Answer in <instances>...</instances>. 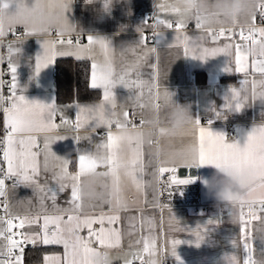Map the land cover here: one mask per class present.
<instances>
[{
	"label": "snow or ice",
	"instance_id": "6c2138e0",
	"mask_svg": "<svg viewBox=\"0 0 264 264\" xmlns=\"http://www.w3.org/2000/svg\"><path fill=\"white\" fill-rule=\"evenodd\" d=\"M92 0H89L91 3ZM71 0H60L58 3L42 4L36 0L29 6L28 0H0V36L5 35L6 31L14 30L16 25H22L25 29L23 35H32L39 32L50 31V25L58 16H66L70 8ZM111 0H105V8H108ZM181 0H168L160 4L161 11H167L176 16L175 27L171 20L156 18L155 25H148L153 29V40L159 44L165 40L162 31L157 29L163 26L167 29H173L176 33L174 40L182 44L185 56L199 60H207L209 57H216L223 54L232 59L236 65V71L247 73L249 56L242 51L249 44L258 43L264 40V28H257L252 24L247 34L243 28L239 31L240 41L243 43L231 42V37L226 33L234 31V27H221L218 32L213 34L211 28L206 27L203 23H196L198 29H202L205 35L197 38L193 44L191 38L182 33L186 26L185 9L181 6ZM58 9L56 16L53 15L52 9ZM261 17H264V0L258 5ZM14 9V10H13ZM250 21L256 20V13L253 12L249 17ZM75 28L58 33V39L55 41H46L43 44L44 52L37 57L36 73L53 63V58L57 55L59 44L70 46L69 51H63L61 55H75L77 59L85 57L91 59V87L93 89L103 90V101L94 105H76L78 109L75 119H68L61 115V122L57 124L55 118L58 110L54 103H42L39 101H29L24 95H17V66L12 62L13 51L19 53L20 49H13L9 44V68L12 74V94L8 98L9 105L4 107V100L0 94V108L6 114V134L3 140H0V149H2L3 161L6 163V169L0 167V197L7 196L6 180H12V187L31 188L34 193L39 195L40 211L35 215L20 216L11 211L8 201H0V207L4 210V215H0V264H22L24 253L23 245L26 243H35L30 238V234L23 230L32 225L40 224V214L43 215V223L40 228L43 232V243L45 244H63L65 250L64 264H95L93 257L104 252L103 249L118 247L121 242V232L117 228L105 227V221L109 225L116 223L120 217L118 215L99 216H82L78 210L80 208V183L85 175H97L110 181V191L108 196L102 201L109 204L110 211L118 212L126 209L127 204L120 195L121 177H128L135 185L138 191L144 187L143 174L145 171L143 143L135 139L127 138V147H125V137L120 133V129L128 125V112L121 106L120 119L117 113V94L114 91L118 86L127 89L134 98L136 106L143 108L145 104L141 103L145 96V90L148 94V102L153 107L159 105L154 101L159 98L160 93L156 91V85L152 79L143 80L141 78V68L147 62L150 53H155V47H148V37L144 35V28L140 26L137 31L140 33V39L127 49L132 53L133 58L126 61L124 66L117 71L114 65V50L109 38L100 35H88L87 43L81 44L80 32H77L75 42L71 38L66 41L63 39L66 32L75 31ZM225 38L222 45L219 44L221 38ZM209 39L217 46L203 47L199 41ZM17 42L20 39L17 38ZM171 46V45H169ZM139 50V51H138ZM254 70L260 73V79L249 81L245 79L242 83L251 86V99L255 100L256 88L259 85L264 91V60L253 59ZM152 67H155L153 65ZM226 71H230L227 67ZM135 77V78H133ZM3 81L0 80V85ZM167 97V93H165ZM249 94L245 88L232 87L226 96V108L240 111L245 107L249 100ZM110 108L115 119L105 117V108ZM217 118H223L222 113H216ZM94 126H91L93 125ZM118 131L113 132L112 127ZM211 123V122H209ZM91 126V127H90ZM105 127L107 129L106 137L103 142L96 146L95 151L85 152L78 156V171L69 172L70 161L66 158L57 156L51 148V145L57 140L65 139L61 135V129H70L76 135L77 141L90 138L97 128ZM135 128V125H133ZM81 129H85V135L79 134ZM164 132V130H161ZM42 134V136H41ZM189 137L187 146L174 153L169 159L163 162L164 166H159L153 173L156 181L154 193L160 194V176L164 173H170V178L165 182L167 187L173 185H188L195 182L194 177L179 178L176 173L180 166L183 167H202L212 165L215 167H229L241 170H254L264 176V125L253 127L247 134L246 142L241 146L240 142H229L223 133H215L210 127L201 125L199 119H192L190 127L180 133ZM42 139V144H41ZM168 165H171L170 167ZM51 172V176L45 175L41 180V173ZM55 181V184H50ZM70 190V209L57 207V199L60 193ZM171 195V193H169ZM182 194V193H181ZM51 201L50 207L52 213H48L46 201ZM30 203V201H29ZM244 205H241L239 220V236L233 241L234 248H240L242 244L246 257L242 264H264V260L257 261L253 258L254 247L251 243L252 233L250 229L253 220L260 221L264 224V217L257 214L256 208L248 207L247 213L244 211ZM258 211L264 213V202L258 206ZM246 216L248 217L246 219ZM7 217V218H6ZM66 217V218H65ZM219 223V221H208V224ZM153 221L149 220L148 225L151 227ZM94 225H99L98 228ZM54 226V227H50ZM87 230V235L82 236L80 233ZM264 231V229H261ZM208 228H204V233L199 229L196 230V244L199 246L205 239ZM40 233L37 232L36 235ZM157 238L149 235L143 238V247L141 251L135 253L141 264H157L152 259L157 251ZM181 240H173L171 245V254L177 260H180L177 252V245L183 243ZM97 245L98 247H93ZM262 252H264V242H262ZM19 253V254H17ZM148 256L147 260L143 255ZM53 264H60V257H49ZM229 264H241L236 255H232ZM125 264H133L131 260H126Z\"/></svg>",
	"mask_w": 264,
	"mask_h": 264
},
{
	"label": "crops",
	"instance_id": "0c3cea01",
	"mask_svg": "<svg viewBox=\"0 0 264 264\" xmlns=\"http://www.w3.org/2000/svg\"><path fill=\"white\" fill-rule=\"evenodd\" d=\"M16 2H19V0H16ZM35 2L36 0H28L29 6ZM40 2L47 5L49 3H58L60 0H40ZM165 2L166 0H111L110 6L105 8V0H92L91 3H85V0H74L66 15L70 22L75 25L76 30L72 31L70 35L66 32L63 39L66 41L71 38L75 42L77 32L81 33V44L87 43L88 35H100L109 38L114 50V65L119 72L125 62L133 58L132 53L125 49L140 39V33L137 28L143 26L144 35L151 37V39L147 40V46L155 47L156 52L150 53L147 62L142 66L141 78L154 81L156 91L160 93L159 98L154 103L158 104L159 107L155 108L148 102L147 90H145V96L141 100L145 107L140 108L134 104V98L131 93L122 86H118L114 91L117 94V113L119 118L123 119L121 106L127 112L129 109L134 108L143 116V128L150 127V121L154 114H159L162 120L161 126L165 127L167 104L174 98L178 103L190 107L193 120L199 119L202 126H209L215 133H223L226 136V126L228 124L232 125L235 137L228 139V141H238L243 146L246 142L247 134L251 132L253 127L264 125V106L251 99V86L242 83L245 79L249 81L253 79L258 81L260 79V73L254 70L252 58L250 57L248 60V72L242 73L236 71L234 60L229 64V60L232 58L223 54L209 57L207 60L191 58V53L189 56H185L182 44H178L174 40L175 31L163 26L157 30L163 32L165 40L159 44L155 43L152 36L153 29L148 27V25H155L157 17L171 20L175 27L176 16L170 12L161 11L159 7L160 4ZM168 2L170 3L171 0H168ZM52 12L56 16L58 9L53 8ZM255 13V21H250L248 18L243 26H231L234 27V31L226 33L227 36L231 37V42L243 43L239 38L241 28L245 31L252 24L257 28H264V18L259 19L258 8ZM58 18L57 16L53 24ZM221 27L223 26L218 24L215 27L208 28H211L214 34V30ZM223 28L227 29L230 27ZM181 31L191 38L193 44L197 42L199 36L205 35L202 29L196 27L194 20H187L186 26ZM58 33L59 31L52 27L48 32H39L27 36L8 37L7 31L5 35L0 36V80L3 81V84L0 85V94L5 98L4 107L9 105L8 98L12 94V74L9 68L10 43L13 49H20L19 53L15 51L12 53V62L17 66L18 87L16 94L24 95L29 101L54 103L58 110H62V113L60 111L57 112L55 118L57 124L61 122V115L74 120L78 111L75 107L76 105H94L103 101V90L97 89L101 91V96L96 100L71 103L57 102L55 93V62L59 58L77 59L75 55L59 54L60 52L71 50L67 44L58 43L56 45L57 55L53 58V63L41 70L39 74L36 73L37 57L44 52V42L57 40ZM17 38L20 39L19 43ZM224 42H226L225 38L222 37L219 44L222 45ZM199 43L203 47L217 46L209 39L199 41ZM5 46L6 57H3V48ZM244 49L242 48V51ZM78 60H87L90 65L92 63L91 59L87 57ZM153 65L155 67H152ZM227 67L230 68V71L225 70ZM89 83L91 86V71ZM232 87L245 88L249 94V100L240 111L225 107L227 104L226 96ZM260 90L258 85L256 91ZM165 93H167V97ZM217 112L222 113L223 118H217ZM205 118H209L211 123L205 122ZM91 126H94V123ZM127 127L133 129L129 124ZM4 131L6 132V114L3 108H0V134ZM59 131L66 138L53 143L51 145L52 151L57 156L68 159L70 161L69 172L76 173L78 171V156L85 152L95 151L96 146L102 143L104 137H106L107 129L105 127L97 128L90 138H82L80 141L74 138L76 134L70 129H61ZM112 131H118L115 123H113ZM180 133L162 137L157 129H153L151 144H143L145 163L143 190L138 191L128 177H121L120 195L127 204L126 209L112 212L110 211L111 206L102 201L80 205L78 212L82 216L104 214L106 216L118 215L120 217L112 225L105 221V227L117 228L121 232V242L118 247L103 249L110 252L112 264H125L126 260H131L133 264H141V260L134 258V254L141 251L143 238H147L149 235L157 238V251L152 257V259L157 261V264H229L228 258L232 255H236L242 264L243 259L246 257L242 244L240 248L233 247V241L239 236V225L232 223L228 210L225 214L221 213L222 208H218L216 202L206 195L203 178L210 177L215 172L214 166L198 167L197 176H180L178 171L176 173L181 179L188 177L198 178L195 180L200 182L202 199L210 203V208L207 211L197 212L185 206L160 207L159 196L154 193L156 181L153 173L156 172L158 165L164 166L163 162L166 159H169L174 153L187 146L189 137ZM79 134L83 137L85 129H81ZM40 142L42 144V139ZM168 166L170 167L171 165ZM45 175L51 176V172L47 174L42 172V181ZM50 184L54 185L55 181H50ZM108 191H110V181ZM7 199L11 211L20 216H33L37 211H40L39 195L34 193L31 188L23 186L13 188L12 185H9L7 186ZM69 199L70 190L60 193L57 199V207L70 209ZM50 205L51 201H46L49 214L52 213ZM44 214L43 212L40 214V224L43 223ZM257 214L264 217V213L257 211ZM149 220L153 221L151 227L148 225ZM210 220H218L219 223L208 224ZM40 224L32 225L31 227L26 226V232L30 234V238L35 240V243H27V246L51 248V250L40 255L38 260H33V258L27 260L24 251L22 264H53L48 258L57 256L60 257V264H64L65 250L63 244L43 243V232ZM94 227L98 228L99 225H94ZM205 227L208 228V232L205 234L204 241L197 246L194 233L197 229L204 233ZM249 227L252 233L251 243L254 247L253 258L257 261L264 260V252H262V242L260 240V236L264 234V231H261V229H264V224L253 220ZM37 232L40 234L36 235ZM80 234L86 236L87 230L81 231ZM173 240L184 241L177 245L180 260H177L171 254ZM93 247L98 246L93 245ZM143 259L147 260L148 256L144 254Z\"/></svg>",
	"mask_w": 264,
	"mask_h": 264
},
{
	"label": "clouds",
	"instance_id": "9594fccd",
	"mask_svg": "<svg viewBox=\"0 0 264 264\" xmlns=\"http://www.w3.org/2000/svg\"><path fill=\"white\" fill-rule=\"evenodd\" d=\"M67 2V0H65ZM74 0H71V5ZM262 0H181L180 6L185 9V19L203 23L206 27H215L218 24L223 27L243 26L248 17L257 10ZM89 3V0H85ZM68 31L75 28L68 16H59L50 28ZM46 42V41H45ZM244 52L253 59L264 60V40L249 44ZM255 101L264 106V91L255 94ZM105 117L114 119V112L106 107ZM192 114L188 105H183L174 100L167 104L166 126L162 127L159 114H154L150 121V127L133 128L125 127L120 133L127 138L131 137L137 142L151 144L153 129H157L162 137L173 136L190 127ZM164 130L162 132L161 130ZM215 167V166H214ZM206 195L216 202L218 208L227 209L232 223L239 220L241 205L247 207L259 206L264 202V176L254 170H241L229 167H215V172L203 178ZM109 181L97 175H85L80 183V204L103 201L109 194ZM264 242V234L260 236ZM95 264H112L109 251H104L93 257ZM259 264V262H258Z\"/></svg>",
	"mask_w": 264,
	"mask_h": 264
},
{
	"label": "built area",
	"instance_id": "2783aa9c",
	"mask_svg": "<svg viewBox=\"0 0 264 264\" xmlns=\"http://www.w3.org/2000/svg\"><path fill=\"white\" fill-rule=\"evenodd\" d=\"M152 16V15H150ZM264 17H261L259 15V19H263ZM220 28H217L214 30L215 32H218ZM248 28H246L245 33L248 32ZM25 32V29L22 25H16L14 30L7 31L8 37H20L23 36V33ZM148 39H151L150 36H148ZM6 46L3 48V57H6ZM211 120L209 118H205V122H210ZM128 124L130 127H133L135 125V128H142L144 125V120L142 114L137 111L134 108L129 109L128 111ZM5 131L0 134V140H3L5 136ZM235 137V131L232 125L228 124L226 126V138L227 139H233ZM0 167H3L6 169V163L3 161V155H2V149H0ZM170 173H164L162 176H160V194H159V202L160 207H172V206H185L188 208H191L194 211L197 212H203L207 211L210 208V203H207L202 199L201 194V185L198 180H195L194 183L188 184V185H173L171 187H167L165 185V182L170 178ZM0 176H2V173H0ZM12 180H6L5 184L6 186L12 185ZM171 193V195L169 194ZM182 193V194H181ZM7 200L6 197H0V201ZM245 213L248 211V207H244ZM256 211H258V206L256 208ZM221 213L225 214L227 213V209H221ZM0 215H4V210L2 207H0ZM7 218V217H6ZM16 231H25V229L20 230L16 229ZM24 251L27 247V243L23 245ZM19 254V253H17ZM136 258V256H134ZM140 264V263H136Z\"/></svg>",
	"mask_w": 264,
	"mask_h": 264
},
{
	"label": "trees",
	"instance_id": "16d2710c",
	"mask_svg": "<svg viewBox=\"0 0 264 264\" xmlns=\"http://www.w3.org/2000/svg\"><path fill=\"white\" fill-rule=\"evenodd\" d=\"M91 65L87 60L59 58L55 62V93L58 103L89 101L100 98L101 91L90 86ZM51 248L27 246L26 259L38 260Z\"/></svg>",
	"mask_w": 264,
	"mask_h": 264
},
{
	"label": "water",
	"instance_id": "95a60500",
	"mask_svg": "<svg viewBox=\"0 0 264 264\" xmlns=\"http://www.w3.org/2000/svg\"><path fill=\"white\" fill-rule=\"evenodd\" d=\"M180 176H197V167H180L178 169Z\"/></svg>",
	"mask_w": 264,
	"mask_h": 264
}]
</instances>
